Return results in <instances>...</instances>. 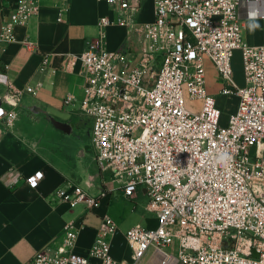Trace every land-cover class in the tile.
<instances>
[{"label":"built area","instance_id":"1","mask_svg":"<svg viewBox=\"0 0 264 264\" xmlns=\"http://www.w3.org/2000/svg\"><path fill=\"white\" fill-rule=\"evenodd\" d=\"M120 16H101L97 34L77 58L82 64L79 112L90 120V146L100 173H110L125 196L138 186L155 213L156 226L134 225L124 233L129 262L114 259L110 237L118 226L108 215L87 253L75 250L78 226L64 224L60 241L37 251L29 264H136L149 250L160 264H264V43L243 36L246 17L264 20V0H153L154 19L137 23L132 11L140 0H104ZM39 0H18L0 27V42L15 40L14 28L37 14ZM57 20L70 9L56 0ZM130 26L141 39L134 60L104 47L106 28ZM22 44L36 50L25 37ZM239 50L244 84L233 78L232 58ZM221 85L234 95L235 109L221 122V110L207 89L206 62ZM50 54L42 55L46 69ZM40 84L27 86L36 95ZM187 99L200 100L198 111ZM65 105L74 98L67 95ZM13 110L0 105L9 124ZM254 146V156L250 148ZM43 173L25 176L31 188ZM111 190L113 188H110ZM80 183L67 182L56 196L71 205L98 206Z\"/></svg>","mask_w":264,"mask_h":264},{"label":"crops","instance_id":"2","mask_svg":"<svg viewBox=\"0 0 264 264\" xmlns=\"http://www.w3.org/2000/svg\"><path fill=\"white\" fill-rule=\"evenodd\" d=\"M39 1L37 14L14 28L15 40L0 42V105L16 113L11 124L0 120V264H29L37 251L52 248L60 241L64 224L71 220L78 226L75 250L87 255L104 215L110 216L118 226L110 237L112 257L129 262L131 250L124 233L130 225L124 224L119 209L125 207L124 203L127 205L124 198L128 196L117 189L118 183L110 173L106 177L103 173L104 195L95 208L87 209L81 202L71 205L59 199L56 190L67 182L81 184L86 168L76 154L81 143L72 147L71 156L67 150L55 151L53 143L59 136L58 131L62 135L70 133L68 122L72 119L78 126L85 121L76 117L82 95V64L70 55H78L87 48L97 34L96 24L101 16L115 20L120 14L104 0H68L69 11L57 20L56 0ZM17 2L0 0V27L8 9ZM248 8L245 4L240 8L244 39L250 44L264 43V20L255 18L254 22L261 27L250 32L248 25L253 21L245 15ZM132 18L137 23L152 21L154 1L136 3ZM25 37L36 42V50L22 44ZM140 44V36L130 26L112 24L106 28L104 47L109 52H120L126 59L134 60ZM46 53L50 54V62L42 70L40 63ZM207 74L217 80V87L209 86ZM38 83L36 95L25 90ZM206 84L222 113V102L227 98L216 97L221 81L209 61L206 62ZM238 84H244L243 77ZM67 95L73 96L72 105L63 103ZM229 102L226 116L235 109L236 96L232 95ZM38 170L43 176L38 186L31 188L25 176ZM136 196L137 189L131 198ZM127 207L126 211L130 212V206ZM146 219L148 227L156 226L155 217ZM88 264H99V260L91 257ZM136 264H160L159 256L149 250Z\"/></svg>","mask_w":264,"mask_h":264},{"label":"rangeland","instance_id":"3","mask_svg":"<svg viewBox=\"0 0 264 264\" xmlns=\"http://www.w3.org/2000/svg\"><path fill=\"white\" fill-rule=\"evenodd\" d=\"M232 68H233V78L235 81H237V83L242 79L243 77V73H242V62H241V57H240V52L239 50H235L234 54H233V58H232ZM208 84L211 87H217L218 86V82L215 78H213L212 76H208ZM221 96H226V95H221V94H216L217 99L221 98ZM230 96H226V100L222 102L223 108H222V113H221V122L224 123V121L227 118V110L228 107H230V102H229V98ZM201 105V101L200 100H190L187 99V107L191 110L194 111H198ZM76 117H78L80 120H89L86 116L82 115L80 112H78L76 114ZM71 126V131L68 134H63L58 131V138H56L54 140V150L57 151H65L71 156V152L73 150V146H77L78 144L81 143V145L84 147L85 151H86V157L88 160H91L92 157V150H91V146H90V122L89 124L87 122H82L80 126H78L76 124V122H74V120L72 119L70 122H68ZM58 128L56 127L55 130H57ZM57 132V131H56ZM57 134V133H56ZM62 136V138H61ZM81 138V139H80ZM62 148V149H61ZM250 152L251 155L254 156V146H252L250 148ZM106 173L103 174V176L106 177ZM111 176V175H110ZM112 177V176H111ZM118 198V197H117ZM124 197H121V199ZM116 199V198H115ZM114 199V200H115ZM127 202V205L124 203L123 208H119L120 209V215L124 221V224L126 225H130L127 229H129L130 227L134 226V225H142V226H147L148 221L146 218H153L155 217V213L148 210L147 202H148V198L147 195L145 194V191L142 187L138 186L137 187V196L135 198H131V197H126L124 198ZM130 206V212H128V210L126 211V208H128L127 206ZM122 206V204H121ZM112 207V205H111Z\"/></svg>","mask_w":264,"mask_h":264},{"label":"water","instance_id":"4","mask_svg":"<svg viewBox=\"0 0 264 264\" xmlns=\"http://www.w3.org/2000/svg\"><path fill=\"white\" fill-rule=\"evenodd\" d=\"M79 159L85 164L86 171L83 175L84 181L81 183L83 188L92 196L98 197L103 193L101 173L97 162L95 160V155L92 152L91 160L86 157V151L82 146L77 152Z\"/></svg>","mask_w":264,"mask_h":264},{"label":"clouds","instance_id":"5","mask_svg":"<svg viewBox=\"0 0 264 264\" xmlns=\"http://www.w3.org/2000/svg\"><path fill=\"white\" fill-rule=\"evenodd\" d=\"M256 15L257 14L255 12L250 13V20L253 21V22L249 23L248 29H249L250 32H253V33L261 27L258 22H254L255 18H256Z\"/></svg>","mask_w":264,"mask_h":264},{"label":"trees","instance_id":"6","mask_svg":"<svg viewBox=\"0 0 264 264\" xmlns=\"http://www.w3.org/2000/svg\"><path fill=\"white\" fill-rule=\"evenodd\" d=\"M85 122H87L89 124L90 120H85Z\"/></svg>","mask_w":264,"mask_h":264}]
</instances>
